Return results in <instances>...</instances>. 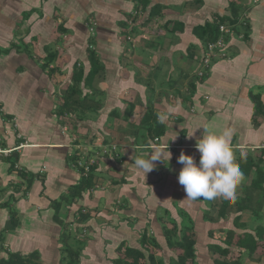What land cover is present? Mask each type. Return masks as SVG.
Masks as SVG:
<instances>
[{
  "label": "crops",
  "instance_id": "1",
  "mask_svg": "<svg viewBox=\"0 0 264 264\" xmlns=\"http://www.w3.org/2000/svg\"><path fill=\"white\" fill-rule=\"evenodd\" d=\"M233 16L247 24L245 37L233 32L226 58L199 78L205 45L198 29ZM91 54L100 71L83 94L98 111L77 122L59 107L74 71L89 73ZM50 61L51 70L44 68ZM252 96L264 104V0H0V142L24 145L0 157V260L16 254L64 264L70 247L79 264H115L120 247L141 249L147 233L158 245L149 252L169 264L179 251L168 248L164 229L185 221L193 226L197 264H214L209 246L221 245L232 229L254 172L234 201L188 202L177 158L183 152L198 163L203 129L231 128L235 162L246 154L264 161V120L253 122ZM148 113L160 137L147 135L154 121L140 125ZM166 144L170 159L146 176L132 167L135 157ZM80 158L93 163L91 185L71 201L82 181L73 167ZM252 195L240 214L247 229L253 211L264 215V193ZM224 200L225 217L217 219Z\"/></svg>",
  "mask_w": 264,
  "mask_h": 264
},
{
  "label": "trees",
  "instance_id": "2",
  "mask_svg": "<svg viewBox=\"0 0 264 264\" xmlns=\"http://www.w3.org/2000/svg\"><path fill=\"white\" fill-rule=\"evenodd\" d=\"M235 18L236 16H233L232 20L229 22H226V19H219L218 25L216 26L206 24L202 28H199L198 32H201L200 38L204 45L206 46L208 43L217 40L219 37V25H237L239 21ZM246 31L247 26L244 28L245 34L247 33ZM51 62L52 61L43 64V67L51 70L49 67ZM98 64L95 55L91 54V68L89 73L84 76L82 69L74 71L71 85L63 93V102L59 107L60 116H71L74 117L77 122H81L84 120L83 116L88 112L98 111V106L94 103V100L89 98V95L83 94V89H91L93 79L100 71V66ZM251 100L255 107L253 122L256 123L258 117H262L264 120V104L256 96H252ZM154 119L152 113H148L142 118L140 125L147 126L150 123H153V121L155 122ZM147 135L151 136V138L160 137L162 135V127L155 122L154 133L151 125V127L147 128ZM77 160L78 159H74V163ZM238 164L243 173L244 179H248L252 172H254V177L250 184L243 190L244 199H242L240 204L237 205V215L233 219L232 229L224 233V237L220 240L221 245H211L209 246V251L218 256V259L214 261V264H245L244 261L256 264H260L262 261V264H264V254L262 256L259 255L258 259H254V256L260 254V251L264 248V227L258 223L261 220L259 211H253V221L258 223L255 227L247 229V225L240 222V214L246 210L251 203L253 192L261 191L264 193V161L261 156L257 162H254L252 155L246 154L240 157ZM91 172L92 167L88 176L86 178L82 177L81 183L73 188L69 200L72 201L79 198L89 189L91 185ZM227 208L228 201L224 200L219 208L217 219H223L225 217ZM79 220L80 222H84L86 218L84 216L81 219L79 218ZM164 237L169 249L179 251L176 258L172 259L169 264H197L192 225L190 226L185 223V221L181 225L172 223L170 229H164ZM140 244L141 249L124 248L123 251V247H120L118 250L122 254V259L117 260L115 264H164L162 260L157 259L148 250V247L158 248L156 240L152 236H148L147 233L142 234ZM64 253V264H79V253L77 251L68 247L65 249ZM0 264H35V262L33 258H22L16 254H7L6 258L0 260Z\"/></svg>",
  "mask_w": 264,
  "mask_h": 264
},
{
  "label": "clouds",
  "instance_id": "3",
  "mask_svg": "<svg viewBox=\"0 0 264 264\" xmlns=\"http://www.w3.org/2000/svg\"><path fill=\"white\" fill-rule=\"evenodd\" d=\"M158 118L164 120L166 115L161 114ZM193 134L194 132L188 137L191 138ZM232 134L231 128H225L220 133L209 128L203 129L202 135L195 143L199 153L198 163L192 156L181 152L177 162L183 167L179 171L177 180L186 193L183 201L194 202L200 199L210 201L216 198L234 201L236 199L237 188L244 177L230 147ZM167 149L168 144L153 145L152 151L134 158L132 167L146 176L154 170L155 162H163L165 155L168 160L170 159L171 154Z\"/></svg>",
  "mask_w": 264,
  "mask_h": 264
},
{
  "label": "built area",
  "instance_id": "4",
  "mask_svg": "<svg viewBox=\"0 0 264 264\" xmlns=\"http://www.w3.org/2000/svg\"><path fill=\"white\" fill-rule=\"evenodd\" d=\"M245 26H247L245 22L238 23L235 26H229L225 24L219 25V29H218L219 37L217 38L216 41L208 43L205 46L204 51L202 52L201 65L203 69L197 74L199 78H202L206 75V72L211 66V63L213 60L226 58L227 56L226 52L228 48L227 38L230 37L233 34V32H238L239 38L245 37V33H244ZM13 125L16 127L15 123H13ZM157 141L158 139H155V142ZM23 147L24 145H19V147L15 149H7V148H4L0 142V157L9 158L10 155L14 151H18L22 149ZM92 166H93V163L89 161H85L84 158L78 159L73 165V167L76 168L80 172L81 177H84V178L88 176ZM13 168H14V172L17 174L22 172L17 164H15ZM4 201H5L4 197L0 193V206L4 204Z\"/></svg>",
  "mask_w": 264,
  "mask_h": 264
},
{
  "label": "rangeland",
  "instance_id": "5",
  "mask_svg": "<svg viewBox=\"0 0 264 264\" xmlns=\"http://www.w3.org/2000/svg\"><path fill=\"white\" fill-rule=\"evenodd\" d=\"M260 214H262L261 213V211L259 212ZM260 217H261V220H260V222H258V223H260V225H264V215L262 216V215H260ZM258 223H255L253 220H252V222H250V225H253L254 227L258 224ZM249 225V224H248ZM179 230V229H178ZM150 236V235H149ZM199 249V248H198ZM198 249H197V251H198ZM264 249V248H263ZM261 250L260 251V254H257V256H259V255H263L264 254V250ZM158 259V258H157ZM244 263L245 264H249V262L248 261H244Z\"/></svg>",
  "mask_w": 264,
  "mask_h": 264
}]
</instances>
